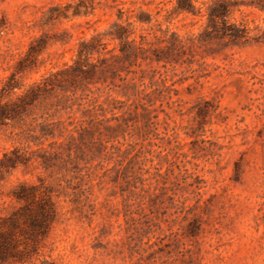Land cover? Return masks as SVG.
<instances>
[{"label": "rangeland", "instance_id": "obj_1", "mask_svg": "<svg viewBox=\"0 0 264 264\" xmlns=\"http://www.w3.org/2000/svg\"><path fill=\"white\" fill-rule=\"evenodd\" d=\"M215 1L193 15L177 0H0V101L15 110L0 121V236L21 185L57 207L39 243L20 216L0 264H264L263 2L227 0L248 29L236 44L209 33ZM116 24L139 60L121 59ZM93 40L88 74L67 71Z\"/></svg>", "mask_w": 264, "mask_h": 264}, {"label": "trees", "instance_id": "obj_2", "mask_svg": "<svg viewBox=\"0 0 264 264\" xmlns=\"http://www.w3.org/2000/svg\"><path fill=\"white\" fill-rule=\"evenodd\" d=\"M261 1L263 2L262 10L264 11V0ZM175 12L178 14H201L200 10L197 9L195 5V0H177ZM232 14L233 5L231 4V2L227 0L215 1L214 4L209 7L208 29L210 31L209 33H215V35L219 36L221 39H229L233 43L238 44L247 39L248 29L240 27L236 23H231L229 21V18ZM116 28L117 30L114 33H111V36L114 40L120 41V51L122 53L121 59L130 61L131 63H133V60H139L140 55L138 54V51L141 50V52H143V47L134 45V41H129L130 34L124 26L116 24ZM144 40L145 37H143V41ZM99 43V40H93L89 44L82 43V48L79 50L75 68L70 67L67 69V71H70L71 69V71L81 73L79 76H86L88 74V71L84 70L82 65L85 63V61H89L92 58L94 52H100L98 49L99 47H97V44ZM101 45H103L104 47L106 46V44ZM29 53V56L38 57L42 54V50L39 49L37 51L36 49H34V47H32ZM142 56L144 61L153 59L147 56L145 57L144 55ZM156 60L159 62H170V55L157 54ZM27 68L28 67L27 65H25V62H21L16 72L11 76V80H18V76L26 71ZM57 75L60 74H53L52 76L56 77ZM77 76L74 79L79 78ZM48 83H50L49 86H52V89L56 88L54 86V83H51L50 81H48V79L45 82V86L48 87ZM10 86L11 85H9L8 87L12 90L18 89L17 86ZM36 87L40 89L42 86L37 85ZM12 112H15L14 106L8 103L2 104V102L0 101L1 122H4L5 120H11L13 118ZM6 158L11 162V168H17L18 161L16 159L10 158L9 156H6ZM15 198L19 202L25 203V206L18 212L17 218L15 217L10 219L12 229L7 233H2L0 236V258L3 261L9 260V256L13 254V251L15 250V248L13 247L15 245V241L13 238L15 237V230L19 228L20 216L24 218L25 223L30 227L29 229L32 231L31 237L36 243H39L41 239L47 237L57 217V207L56 203L53 200L51 192H41L38 186H28L25 184L21 185L15 192ZM21 231L27 232L28 229L22 228Z\"/></svg>", "mask_w": 264, "mask_h": 264}]
</instances>
